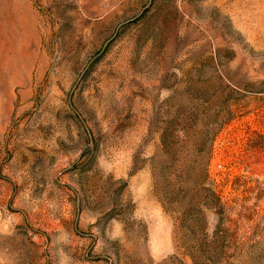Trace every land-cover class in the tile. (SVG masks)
<instances>
[{
  "label": "rangeland",
  "instance_id": "374dc122",
  "mask_svg": "<svg viewBox=\"0 0 264 264\" xmlns=\"http://www.w3.org/2000/svg\"><path fill=\"white\" fill-rule=\"evenodd\" d=\"M0 264H264V0H0Z\"/></svg>",
  "mask_w": 264,
  "mask_h": 264
}]
</instances>
